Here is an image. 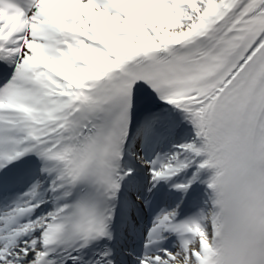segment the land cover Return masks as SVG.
I'll return each instance as SVG.
<instances>
[{
  "label": "snow or ice",
  "instance_id": "6c2138e0",
  "mask_svg": "<svg viewBox=\"0 0 264 264\" xmlns=\"http://www.w3.org/2000/svg\"><path fill=\"white\" fill-rule=\"evenodd\" d=\"M0 264H264V0H0Z\"/></svg>",
  "mask_w": 264,
  "mask_h": 264
}]
</instances>
